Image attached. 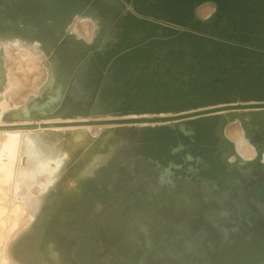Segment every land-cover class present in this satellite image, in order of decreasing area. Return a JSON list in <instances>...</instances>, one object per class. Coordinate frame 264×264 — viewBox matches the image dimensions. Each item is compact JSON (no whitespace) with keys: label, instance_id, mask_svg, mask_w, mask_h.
I'll use <instances>...</instances> for the list:
<instances>
[{"label":"rangeland","instance_id":"374dc122","mask_svg":"<svg viewBox=\"0 0 264 264\" xmlns=\"http://www.w3.org/2000/svg\"><path fill=\"white\" fill-rule=\"evenodd\" d=\"M21 1L23 4L21 2L20 5L19 0H0V264H8L6 259L9 264H48L44 259L45 254L40 251L38 239L47 219L65 207L72 199L71 193L75 191L70 189L64 193L43 195L45 187L56 180L59 166L54 161L43 168H34L36 164L27 163V157L23 155L26 147L19 141L24 132L67 128L84 131L83 135L93 134L96 138L108 135L109 140L101 150L106 156L109 147L119 141L131 144V148L124 152V161L111 159L110 164L101 169L98 180L85 184L87 202L90 199L102 202L98 213L90 216L93 211L90 203L81 204L80 213L76 210L66 213L64 218L73 220L74 226L79 228L78 232H74L73 227L67 226L64 221L60 222L69 238L80 240L77 259L82 264H97L96 254L90 247L101 224L109 225L115 218H126L137 209L146 210L150 207L156 209L160 216L162 203L169 200L171 204L173 193L163 191L167 184L160 196L154 202L151 201L156 192L149 189V181L161 179L160 172L163 170H172L173 175L182 180L190 178L198 182L201 176L207 175L223 183L231 174L226 173L224 165L228 159H235L236 143L240 144L241 151L253 152L247 139L243 140V131L221 117L212 116L214 128L217 126V129L213 128L210 144L199 143L211 147L216 154L202 157L199 151H195L190 153L194 158L191 162L187 159V152H171L177 141L171 136L169 139L165 131L156 134L159 126L137 125L142 122L139 118L145 116L156 118L186 112V109L178 110L179 105L175 102L176 96H179L173 93V86H166V80L171 78L166 71L138 94L137 107L125 111L116 107L118 86L129 80V77L122 76L125 74V63L130 60L127 56L145 42L137 36L142 31V24L135 20L142 14H149L153 18L160 15L162 20L187 27L192 18L178 15L174 10L173 4L179 5L180 1H172L169 8L165 1L160 0L157 6L155 0H65L67 7L63 15H59L60 4L57 2L45 4L42 0H29V7L25 0ZM145 4L154 7L149 10L141 8ZM131 5L136 12L127 13ZM210 11L207 5L200 8L199 15L207 18ZM66 17L67 22H63L66 32H55L59 29L55 20L51 21L50 18L65 20ZM96 17L103 20L100 33L95 29L97 25L94 23L98 21ZM93 18H96L94 22ZM114 42L127 49L114 50L113 47L117 46ZM139 59L136 60L138 65L145 60ZM71 60L77 61V65H68ZM172 62V57L166 56L161 63L166 66ZM54 70L58 73V81L65 86L64 99L54 110L42 108L33 116H24L22 110L31 96L39 100L47 97L46 87ZM174 79L177 86L188 88L180 78ZM40 94L43 97L40 98ZM15 112L19 116H12ZM116 120L130 122L110 123ZM162 127L166 128L167 125L163 124ZM173 128L177 137L180 132L176 125ZM223 140L226 144L219 148ZM197 159L214 164L208 174L191 175L188 172L192 166L201 168V164L195 163ZM76 167L71 171L74 178L70 182L74 186L81 184L84 178L79 177ZM151 168L159 171L149 173ZM116 173L119 180L114 188L110 185ZM147 174L149 178L142 181L137 190L132 189L133 182ZM57 198L59 202L52 203ZM52 204L51 209L47 210ZM87 230L90 233L82 236L83 231Z\"/></svg>","mask_w":264,"mask_h":264},{"label":"flooded vegetation","instance_id":"af4514ba","mask_svg":"<svg viewBox=\"0 0 264 264\" xmlns=\"http://www.w3.org/2000/svg\"><path fill=\"white\" fill-rule=\"evenodd\" d=\"M19 1L21 5L22 1ZM25 1L30 7L31 2ZM42 1L45 4H60L59 15H63L67 7L65 0ZM160 1H165L169 8L172 1H180L179 5L173 4V9L178 15H186L192 20L187 27L171 24L162 20L160 15L157 16L160 18L158 19L149 14H142L135 20L142 24V31L138 32L137 36L145 42L137 51L130 52L127 56L130 60L125 63V74L122 76L129 77V80L118 86V96L115 100L117 109L125 111L137 107L138 94L166 71L171 77L166 80V86H173V93L179 96H176L175 102L179 105L178 110L186 109V112L156 118L179 117L203 111L214 112L185 120L137 125L159 126L156 134L165 131L164 134L169 139L171 136L177 141L171 152H187V159L191 162L194 158L190 153L195 151H199L202 157L216 154L211 147L199 144L207 145V142H211L214 128L212 116L221 117L230 125H237L239 129L242 126L241 116H246L248 120L253 117L254 127L250 129L247 141L253 147L250 150L253 151L254 157L248 164H237L235 159H228L224 168L227 174H231L223 183L207 175L194 182L190 178L180 179L173 175L170 169L160 172L161 179L149 181V189L156 192L151 201L154 202L160 196L167 183L163 191L173 193V199L170 201L172 205L169 200L162 203L160 216L156 209L150 207L146 210L137 209L126 218H115L109 225L101 224L99 233L90 247L96 254L97 264H136L134 260L151 252H154L151 256L156 261L155 264H205L212 257L219 255L215 250L200 248L204 242H212V237L217 235L215 231L219 230V237L223 239L226 234L232 235V231L224 232L226 228H244L249 231L247 226L250 223L256 236H262L260 233L264 232V186L259 183V180H264V0ZM158 2L159 0H155L154 4L157 6ZM207 5L211 8L210 16L201 18L199 10ZM153 7L149 4L141 6L148 10ZM128 12H136L135 7L129 6ZM50 20H55L57 24L59 30L55 32H64L66 24L63 25V22H67L68 17L65 20ZM19 21L21 24L22 20ZM150 33V37L147 36ZM114 45H117L113 47L114 50L127 49L117 42H114ZM166 56L172 57L173 62L164 66L161 62ZM139 58L145 60L138 65L136 60H140ZM70 63L77 65L74 60L67 64ZM176 77L187 84L188 88L177 86L174 79ZM228 113H235L238 122H231ZM208 117L211 118L206 119ZM142 118L153 119L151 116ZM163 124L167 127H162ZM175 125L180 132L177 137L173 131ZM214 129H217V126ZM223 144H226L224 140L218 147L222 148ZM199 145L202 147L198 148ZM128 148H131V144L124 140L111 145L106 160L83 176L81 184H77L78 191L76 189L71 193V201L47 219L38 239L40 251L45 254L44 259H48L50 253H57L59 264H82L77 259L80 240L69 238L60 222L64 221L67 226L73 227L74 232H78L79 228L74 226L73 220L64 218L66 213H72V210L80 213L81 204L87 203L93 208L91 217L98 213L102 202L97 199L87 202L85 184L98 180L101 169L108 166L111 159L124 161V152ZM195 163L202 166L200 169L194 166L188 168L191 175L208 174L214 166L202 159H197ZM150 170L149 173L152 174L159 171L157 168ZM148 178L147 174L135 180L131 185L132 189L137 190L139 184ZM112 180L110 186L115 188L119 175L114 174ZM251 202L254 205V214L248 211L240 212V205ZM85 233H90V230L83 231L82 236H85ZM259 251L254 253L258 254ZM235 253L241 254L235 250L225 251V257Z\"/></svg>","mask_w":264,"mask_h":264},{"label":"bare ground","instance_id":"6f19581e","mask_svg":"<svg viewBox=\"0 0 264 264\" xmlns=\"http://www.w3.org/2000/svg\"><path fill=\"white\" fill-rule=\"evenodd\" d=\"M98 22L99 21H97L96 24H99L100 29L101 23ZM70 66H73V64L70 63ZM64 90L65 86L61 84L60 81H58V73H56V70H54L51 72L50 78L48 80V86L46 87L47 97H43V94H40L39 97H43V100H39V98L31 96L22 110L23 115L27 117L33 116L37 110H41L42 108L43 110H54L64 99ZM16 113L18 112H15L12 116H19V114ZM228 115L231 122H238L237 115L235 113H228ZM6 116L11 115L6 114ZM141 120L142 122H139L138 124L149 123L148 118H142ZM240 120L242 123L241 129L244 135L243 140H245L249 137L248 133L250 129L254 127V118L251 117V119L248 120L246 119V116L243 115L240 117ZM86 122H88V120ZM82 132L84 131L70 130L67 128H55L53 130L38 129L24 132L25 134L27 133V135L24 134L21 136V139L19 138L20 144L26 147L23 155L25 158L27 157V163L29 162L32 165L36 164L33 165L34 168L46 167L49 165L48 163H50V161L56 162L59 166V169L56 170L57 172L55 174L56 180L51 181L49 185L45 187V189L42 191L44 192L43 195L45 194L46 196L56 192L64 193L66 190L70 189L76 190L77 186H74V184H71L70 182L71 179L74 178L71 175V171H73V169L76 167V162V168L79 171V177H83L87 175L94 167L102 164L106 160L107 156L104 155L101 150L105 147L107 141L109 140V136L104 135L96 138L95 135L92 136L93 134L91 135L89 133H85L83 135ZM240 147V144L236 143L235 161L237 164H248L249 160L254 157V154L251 151L243 152L241 151ZM85 159L86 162L84 161ZM263 182L264 180H259V183L262 184ZM57 202H59L58 198L52 203L55 204ZM54 204L48 206L47 210H50ZM36 217L37 215L35 218ZM152 254H154V252H151L148 255L145 254L143 256H139V259L133 260L136 264H155L156 261L153 260L151 256ZM45 260L51 264H59V255L57 253H50L48 259ZM6 261L9 264L7 259Z\"/></svg>","mask_w":264,"mask_h":264},{"label":"water","instance_id":"95a60500","mask_svg":"<svg viewBox=\"0 0 264 264\" xmlns=\"http://www.w3.org/2000/svg\"><path fill=\"white\" fill-rule=\"evenodd\" d=\"M214 111H203L199 113H192L184 116L179 117H169V118H154L149 119L150 123H158V122H170L175 120H185L194 117H200L204 115H208ZM129 120H122V121H110V123H128ZM101 123H108V122H101ZM167 184V183H165ZM264 186V182L261 184ZM240 212H250L254 214V205L251 203L243 204L238 207ZM249 231L242 228L238 230L236 227L231 228L228 227L224 230L225 233L232 231V235L226 234L225 237L222 239L219 237V230L215 231L214 233L217 234L216 236L212 237V242H204L200 248L203 250L212 249L219 253L218 257H212V259L208 260L205 264H264V232L260 234L262 236H256V232L254 231V227L248 223ZM264 225V215H263V222ZM240 251L241 254H234L230 257H225V251ZM260 250L258 254H255L254 251Z\"/></svg>","mask_w":264,"mask_h":264},{"label":"crops","instance_id":"0c3cea01","mask_svg":"<svg viewBox=\"0 0 264 264\" xmlns=\"http://www.w3.org/2000/svg\"><path fill=\"white\" fill-rule=\"evenodd\" d=\"M96 18H98V21H99L98 23H101V27H100V29H99V24L97 25L96 23H94V25H97L96 28H95L96 31L99 32L101 29H103V25H104V24H103V20H102L100 17H96ZM96 18H93V19H92L93 22H94V20H95ZM65 29H66V28H64V32H66ZM30 32H31V31H30ZM61 32H62V31H61ZM98 32H97V33H98ZM99 33H100V32H99ZM50 44H51V43H50ZM238 129H239V128H238ZM240 130H241V129H239V131H240ZM240 136H241V135H240Z\"/></svg>","mask_w":264,"mask_h":264}]
</instances>
